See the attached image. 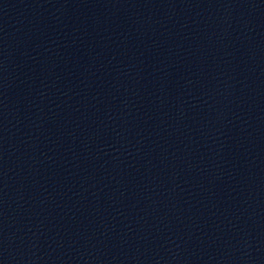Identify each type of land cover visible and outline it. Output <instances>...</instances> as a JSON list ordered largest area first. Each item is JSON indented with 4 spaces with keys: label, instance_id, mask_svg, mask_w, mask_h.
Returning a JSON list of instances; mask_svg holds the SVG:
<instances>
[{
    "label": "water",
    "instance_id": "1",
    "mask_svg": "<svg viewBox=\"0 0 264 264\" xmlns=\"http://www.w3.org/2000/svg\"><path fill=\"white\" fill-rule=\"evenodd\" d=\"M0 264H264V0H0Z\"/></svg>",
    "mask_w": 264,
    "mask_h": 264
}]
</instances>
